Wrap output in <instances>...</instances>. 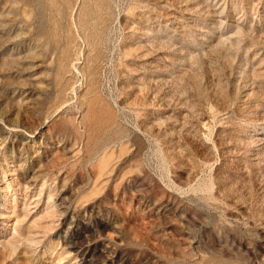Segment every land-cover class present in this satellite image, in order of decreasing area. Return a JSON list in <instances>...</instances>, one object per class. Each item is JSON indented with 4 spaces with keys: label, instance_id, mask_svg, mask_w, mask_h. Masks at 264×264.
Masks as SVG:
<instances>
[{
    "label": "rangeland",
    "instance_id": "374dc122",
    "mask_svg": "<svg viewBox=\"0 0 264 264\" xmlns=\"http://www.w3.org/2000/svg\"><path fill=\"white\" fill-rule=\"evenodd\" d=\"M0 214V264H264V0H0Z\"/></svg>",
    "mask_w": 264,
    "mask_h": 264
},
{
    "label": "bare ground",
    "instance_id": "6f19581e",
    "mask_svg": "<svg viewBox=\"0 0 264 264\" xmlns=\"http://www.w3.org/2000/svg\"><path fill=\"white\" fill-rule=\"evenodd\" d=\"M177 6H179V5H177ZM184 6H185V5H184ZM206 6H207V5H206ZM180 7H181V6H180ZM180 7H179V8H180ZM185 7H186V6H185ZM183 8H184V7H183ZM183 8H182V10H184ZM207 8H208V7H206V10H207ZM187 9H188V8H187ZM187 9H186V10H187ZM188 10H189V9H188ZM188 10H187V11H188ZM209 10H210V9H209ZM212 12H213V11H212ZM188 16H190V15H188ZM195 29H196V28H195ZM198 30H199V29H198ZM252 111H253V110H252ZM0 218H3V215L0 214Z\"/></svg>",
    "mask_w": 264,
    "mask_h": 264
}]
</instances>
